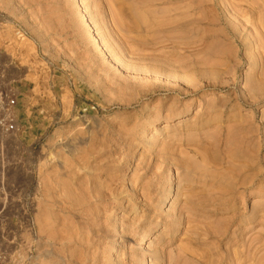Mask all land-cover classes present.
Returning <instances> with one entry per match:
<instances>
[{
    "label": "rangeland",
    "instance_id": "rangeland-1",
    "mask_svg": "<svg viewBox=\"0 0 264 264\" xmlns=\"http://www.w3.org/2000/svg\"><path fill=\"white\" fill-rule=\"evenodd\" d=\"M124 4L0 0V264H264V0Z\"/></svg>",
    "mask_w": 264,
    "mask_h": 264
},
{
    "label": "built area",
    "instance_id": "built-area-1",
    "mask_svg": "<svg viewBox=\"0 0 264 264\" xmlns=\"http://www.w3.org/2000/svg\"><path fill=\"white\" fill-rule=\"evenodd\" d=\"M17 99L18 94L6 97L5 101L0 98V129L6 133H13L18 129V115L15 112Z\"/></svg>",
    "mask_w": 264,
    "mask_h": 264
},
{
    "label": "bare ground",
    "instance_id": "bare-ground-1",
    "mask_svg": "<svg viewBox=\"0 0 264 264\" xmlns=\"http://www.w3.org/2000/svg\"><path fill=\"white\" fill-rule=\"evenodd\" d=\"M109 1V0H108ZM121 1H123L125 4L123 5V7H122V11L124 12V10H125V12L127 13L126 15H128V17H130V11L134 8V7H138V5H140V6H142V5H145L146 3L148 4V3H150V2H152V1H154V0H121ZM159 1V0H158ZM162 1H169V0H162ZM177 1V0H176ZM120 2V1H119ZM197 3V2H196ZM111 4V3H110ZM121 5H122V3H121ZM113 8V7H112ZM134 10V9H133ZM136 11V10H135ZM139 11V10H138ZM137 13V12H136ZM138 15H139V13H137ZM137 14H133L132 13V16H131V21H132V23L134 24V22L136 21L137 22V24H139L140 22H145L144 24H146L147 25V28H148V31H152V30H154V28L155 27H161L162 29L161 30H163V29H168V25L170 24V23H168V21L167 20H163V21H160V20H154L153 18H150L149 20H147L144 16H142V21H140V19H139V17H137V16H135V15H137ZM160 14V13H159ZM150 15H151V13H150ZM164 15V14H163ZM116 17V16H115ZM83 18H85V16L83 17ZM86 19V18H85ZM87 20V19H86ZM116 20V19H115ZM178 20H180L179 18H178ZM177 20V21H178ZM85 21V20H84ZM117 21V20H116ZM177 23V22H176ZM90 24V23H89ZM117 24H119V23H117ZM141 24V23H140ZM179 25L178 26H180L181 24H180V22L178 23ZM247 24V23H246ZM120 26H121V24H119ZM88 26V25H87ZM139 27V26H138ZM184 76V75H183ZM207 161V160H206ZM196 165V164H195ZM10 245V244H9ZM188 249V248H187ZM186 249V250H187ZM13 251V250H12ZM189 251V250H188ZM189 253V252H188ZM193 253V252H192ZM191 253V254H192ZM194 255V254H193Z\"/></svg>",
    "mask_w": 264,
    "mask_h": 264
}]
</instances>
